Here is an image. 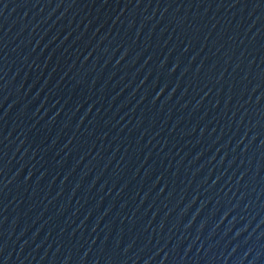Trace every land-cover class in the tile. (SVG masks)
Listing matches in <instances>:
<instances>
[{
  "label": "water",
  "instance_id": "water-1",
  "mask_svg": "<svg viewBox=\"0 0 264 264\" xmlns=\"http://www.w3.org/2000/svg\"><path fill=\"white\" fill-rule=\"evenodd\" d=\"M0 264H264V0H0Z\"/></svg>",
  "mask_w": 264,
  "mask_h": 264
}]
</instances>
